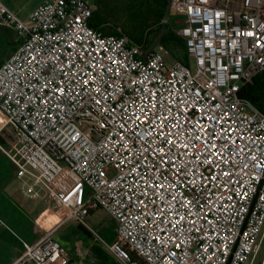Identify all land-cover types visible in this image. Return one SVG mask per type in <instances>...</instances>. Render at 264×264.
Here are the masks:
<instances>
[{
  "label": "built area",
  "instance_id": "obj_1",
  "mask_svg": "<svg viewBox=\"0 0 264 264\" xmlns=\"http://www.w3.org/2000/svg\"><path fill=\"white\" fill-rule=\"evenodd\" d=\"M169 6L186 64L92 28L93 0H41L23 19L0 1L16 36L0 61V151L23 195L64 210L8 264H91L52 236L66 221L118 264H264V113L238 95L264 68V0ZM96 209L113 219L108 243L87 223Z\"/></svg>",
  "mask_w": 264,
  "mask_h": 264
},
{
  "label": "rangeland",
  "instance_id": "obj_2",
  "mask_svg": "<svg viewBox=\"0 0 264 264\" xmlns=\"http://www.w3.org/2000/svg\"><path fill=\"white\" fill-rule=\"evenodd\" d=\"M30 2L31 0H22L18 4L15 13L17 17L20 19L26 17ZM180 19V16L171 14L168 19L169 27L174 29L179 26ZM15 43V32L11 28L0 26V61L9 54ZM171 60L169 56L165 59L166 63H170ZM11 170L12 167L0 155V206L4 217V219L0 217V220L1 226H6L7 229L5 232H0V262L13 256L15 250L19 249L18 238L23 240L36 238L44 230L53 228L64 213V210L48 195L40 198L23 195L20 190V180L11 174ZM87 223L103 241L108 243L114 238L113 219L103 210L91 211ZM52 236L73 261L78 259L76 255V244H78L81 252L91 250L93 258L91 264H118L99 241H93L90 233L74 221H66L57 226ZM262 248L264 249V241Z\"/></svg>",
  "mask_w": 264,
  "mask_h": 264
},
{
  "label": "trees",
  "instance_id": "obj_3",
  "mask_svg": "<svg viewBox=\"0 0 264 264\" xmlns=\"http://www.w3.org/2000/svg\"><path fill=\"white\" fill-rule=\"evenodd\" d=\"M165 0H93L89 25L104 33H113L118 27L132 42L142 45L143 50L160 29ZM157 25V26H155ZM161 44L171 57L187 63L181 38L168 27L160 36ZM238 95L246 98L264 113V68L250 82L239 87Z\"/></svg>",
  "mask_w": 264,
  "mask_h": 264
},
{
  "label": "crops",
  "instance_id": "obj_4",
  "mask_svg": "<svg viewBox=\"0 0 264 264\" xmlns=\"http://www.w3.org/2000/svg\"><path fill=\"white\" fill-rule=\"evenodd\" d=\"M9 10H11L14 14L16 13V11L18 10V4L20 2H22V0H0ZM41 0H31V2L28 4L29 8H28V12L30 11V9H32V7H34L38 2H40ZM16 15V14H15ZM17 16V15H16ZM181 20V19H180ZM180 20H178V23H180ZM2 26V25H0ZM14 48V46H12L11 50ZM12 145V136L10 133V129L8 127V125H6L3 121L2 116L0 115V146L3 148H8ZM0 155L3 157L4 160L7 161V163L9 164L10 167H12L11 170V174L13 176L14 175V170H13V166L11 165V163L9 162V160L6 158V156L0 151ZM2 180V178H1ZM0 206V217H2V219H4L3 215H2V210H1ZM4 221V220H3ZM6 226H1L0 224V232H5ZM29 241V240H27ZM19 249H20V242H19ZM19 249L15 250V253L13 254V256L11 257H7L5 259L2 260V262H0V264H8L11 259L18 253Z\"/></svg>",
  "mask_w": 264,
  "mask_h": 264
},
{
  "label": "water",
  "instance_id": "obj_5",
  "mask_svg": "<svg viewBox=\"0 0 264 264\" xmlns=\"http://www.w3.org/2000/svg\"><path fill=\"white\" fill-rule=\"evenodd\" d=\"M172 14L169 6V0H165V7L163 11V19L164 21L161 24L160 29L157 31V33L153 36L149 44L144 48L143 55H146L147 52L158 42L160 36L162 33L169 27L168 19L169 16Z\"/></svg>",
  "mask_w": 264,
  "mask_h": 264
},
{
  "label": "bare ground",
  "instance_id": "obj_6",
  "mask_svg": "<svg viewBox=\"0 0 264 264\" xmlns=\"http://www.w3.org/2000/svg\"><path fill=\"white\" fill-rule=\"evenodd\" d=\"M0 115L2 116V118H3V121H4V116L2 115V113L0 112Z\"/></svg>",
  "mask_w": 264,
  "mask_h": 264
}]
</instances>
